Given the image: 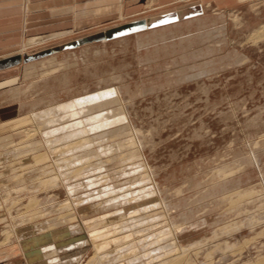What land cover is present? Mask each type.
Wrapping results in <instances>:
<instances>
[{"label":"rangeland","instance_id":"1","mask_svg":"<svg viewBox=\"0 0 264 264\" xmlns=\"http://www.w3.org/2000/svg\"><path fill=\"white\" fill-rule=\"evenodd\" d=\"M96 2L0 52V264L264 257V0Z\"/></svg>","mask_w":264,"mask_h":264},{"label":"crops","instance_id":"2","mask_svg":"<svg viewBox=\"0 0 264 264\" xmlns=\"http://www.w3.org/2000/svg\"><path fill=\"white\" fill-rule=\"evenodd\" d=\"M91 1L0 0V52L61 36L75 26L76 10H79L78 14L85 9L86 12H90ZM93 1L105 4L107 0ZM164 1L168 4L173 0ZM69 25L71 27L67 29ZM61 29L65 31L54 33ZM5 57L8 55L0 60Z\"/></svg>","mask_w":264,"mask_h":264},{"label":"bare ground","instance_id":"3","mask_svg":"<svg viewBox=\"0 0 264 264\" xmlns=\"http://www.w3.org/2000/svg\"><path fill=\"white\" fill-rule=\"evenodd\" d=\"M25 51H26V50H25ZM101 94H103V93H101ZM103 95H104V94H103ZM99 97H100V96H99ZM102 97H103V96H102ZM97 102H98V101H97ZM82 103H83V101H77V103H76V102H72V104H69V106H64V105H63V106H61L60 108H63V109H64V108H67V109H68V108H71V107H73V106L80 105V104H82ZM98 103H99V102H98ZM86 104H87V103H86ZM89 105H91V104L89 103ZM98 105H100V104H98ZM82 106H83V105H82ZM86 107H87V106H86ZM86 107H85V108H86ZM77 108H79V107H77ZM80 109H81V108H80ZM99 109H100V107H99ZM73 110H74V109H73ZM73 110H72V111H73ZM77 110H79V109H77ZM90 110H91V109H90ZM92 110H93V109H92ZM72 111H71V112H72ZM87 111H88V110H87ZM88 112H89V111H88ZM90 112H91V111H90ZM48 113H49V112H48ZM50 113H52V111H51ZM82 114H83V113H82ZM36 116H37V115H36ZM47 116H48V115H47ZM40 117H41V116H40ZM40 117H39V118H40ZM51 117H52V115H51ZM51 117H50V118H51ZM32 118H33V117H32ZM33 119H34V118H33ZM39 120H40V119H39ZM46 120L48 121V119H46ZM56 120H57V119H56ZM42 121H43V120H42ZM42 121H41V122H42ZM54 121H55V120H54ZM34 122H35V121H34ZM36 123H37V122H36ZM38 123H39V122H38ZM39 124H40V123H39ZM48 124H50V123H48ZM55 124H56V123H55ZM53 125H54V124H53ZM38 126H39V125H38ZM83 126H84V125H83ZM77 129H78V128H77ZM30 132H31V131H30ZM77 132H78V131H77ZM77 132H76V133H77ZM44 133H45V132H44ZM70 133H71V132H70ZM80 133H81V132H80ZM82 133H83V132H82ZM45 134H46V133H45ZM73 135H74V133H73ZM107 192H108V191H107ZM109 194H110V193H109ZM236 196H237V195H236ZM238 196H239V195H238ZM32 208H33V207H32ZM137 210H138V209H137ZM145 210H146V209H145ZM129 212H130V211H129ZM130 214H131V213H130ZM132 214H133V213H132ZM132 214H131V215H132ZM131 215H130V216H131ZM132 216H133V215H132ZM127 218H128V217H127ZM127 221H128V220H127ZM121 224H122V223H121ZM121 224H120V225H121ZM123 227H125V224H124ZM119 230H120V229H119ZM119 230H117V231H119ZM96 232H97V231H96ZM115 232H116V231H115ZM120 232H121V231H120ZM93 234H94V233H93ZM95 235L97 236L98 234H94V236H95ZM99 235H100V234H99ZM127 238H128V237H127ZM117 239H118V238H117ZM117 239H116V240H117ZM125 239H126V238H125ZM116 240H115V241H116ZM127 240H128V239H127ZM105 241H106V240H105ZM115 241L113 240L112 242H115ZM103 243H105V242H103ZM103 243H102V244H103ZM102 244H100V245H102ZM105 244H107V243H105ZM225 244H226V243H225ZM100 245H99V246H100ZM103 245H104V244H103ZM132 245H133V244H132ZM109 246H110V245H109ZM107 247H108V246H107ZM107 247H106V248H107ZM106 248H105V249H106ZM97 250H98V249H97ZM118 250H119V249H118ZM99 251H100V250H99ZM115 252H116V251H115ZM175 252H176V251H175ZM148 253H149V252H148ZM182 253H183V252H182ZM209 253H210V252H209ZM132 254H133V253H132ZM195 254H196V253H195ZM234 254H235V253H234ZM100 255H101V254H100ZM102 255H103V254H102ZM196 255H197V254H196ZM165 256H168V255H165ZM179 256H180V255H179ZM187 256H188V255H187ZM198 256H199V255H198ZM93 257H94V256H93ZM176 257H178V256L176 255ZM180 257H181V256H180ZM204 257H205V256H204ZM238 257H239V256H238ZM205 258H206V257H205ZM243 258H244V257H243ZM97 259H98V258H97ZM167 259H168V258H167ZM181 259H182V258H181ZM186 259H187V258H186ZM191 259H192V258H191ZM256 259H257V258H256ZM90 260H91V259H90ZM95 260H96V259H95ZM169 260H172V264H174V263H173L174 261H173L172 258H170ZM174 260H176V258H175ZM104 261H105V260H104ZM107 261H108V260H107ZM161 261H165V260H161ZM184 261H185V262H184ZM184 261H183V263H185V264H189L188 262H186V261H188V260H184ZM190 261H191V260H190ZM209 261H210V259H209ZM209 261H208V262H209ZM241 261H242V260H241ZM243 261H244V260H243ZM246 261H247V260H246ZM253 261H254V260H253ZM158 262H160V259H159ZM167 262H168V261H167ZM180 262H182V261H180ZM162 263L164 264L165 262H162ZM175 263H176V262H175ZM177 263H179V262H177ZM94 264H95V263H94ZM150 264H151V263H150ZM170 264H171V262H170ZM207 264H208V263H207ZM231 264H232V263H231ZM241 264H242V263H241ZM243 264H249V263H243ZM252 264H264V257L261 256V258H259L256 262H254V263H252Z\"/></svg>","mask_w":264,"mask_h":264}]
</instances>
